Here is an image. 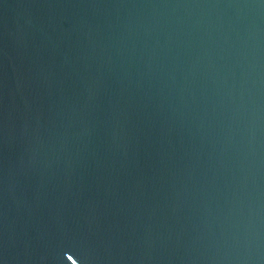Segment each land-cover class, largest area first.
<instances>
[{
  "label": "water",
  "instance_id": "1",
  "mask_svg": "<svg viewBox=\"0 0 264 264\" xmlns=\"http://www.w3.org/2000/svg\"><path fill=\"white\" fill-rule=\"evenodd\" d=\"M0 264H264V0H0Z\"/></svg>",
  "mask_w": 264,
  "mask_h": 264
},
{
  "label": "snow or ice",
  "instance_id": "2",
  "mask_svg": "<svg viewBox=\"0 0 264 264\" xmlns=\"http://www.w3.org/2000/svg\"><path fill=\"white\" fill-rule=\"evenodd\" d=\"M68 259H70V260H71V259H72V257H71V256H69V257H68Z\"/></svg>",
  "mask_w": 264,
  "mask_h": 264
}]
</instances>
